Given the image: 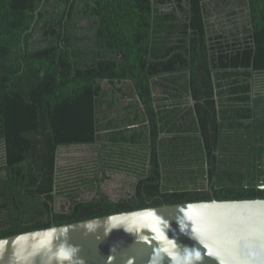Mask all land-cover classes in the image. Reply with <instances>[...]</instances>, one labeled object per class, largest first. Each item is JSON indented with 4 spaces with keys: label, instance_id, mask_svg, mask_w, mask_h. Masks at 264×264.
<instances>
[{
    "label": "trees",
    "instance_id": "trees-1",
    "mask_svg": "<svg viewBox=\"0 0 264 264\" xmlns=\"http://www.w3.org/2000/svg\"><path fill=\"white\" fill-rule=\"evenodd\" d=\"M42 1L0 0V238L264 198V0H45L36 18ZM215 14L234 26L219 34ZM73 145L98 153L77 183L91 198L61 182ZM107 170L135 175L133 192L112 199Z\"/></svg>",
    "mask_w": 264,
    "mask_h": 264
},
{
    "label": "water",
    "instance_id": "water-1",
    "mask_svg": "<svg viewBox=\"0 0 264 264\" xmlns=\"http://www.w3.org/2000/svg\"><path fill=\"white\" fill-rule=\"evenodd\" d=\"M0 264H264V198L162 204L53 224L0 238Z\"/></svg>",
    "mask_w": 264,
    "mask_h": 264
},
{
    "label": "rangeland",
    "instance_id": "rangeland-1",
    "mask_svg": "<svg viewBox=\"0 0 264 264\" xmlns=\"http://www.w3.org/2000/svg\"><path fill=\"white\" fill-rule=\"evenodd\" d=\"M241 18L237 19V24L244 21V13H241ZM217 22L221 27H233V22H229L223 14L217 16ZM97 151L90 146H68L61 147L58 152V171L61 182L67 185L71 191L76 190L78 198H91L95 195V190L88 188L87 185L77 184L84 176L92 175L95 171ZM107 177L101 184L102 189L112 199H121L129 196L133 192L135 175L123 170H107ZM80 188H77V186ZM69 198L65 195L58 197L57 206L67 205Z\"/></svg>",
    "mask_w": 264,
    "mask_h": 264
},
{
    "label": "flooded vegetation",
    "instance_id": "flooded-vegetation-1",
    "mask_svg": "<svg viewBox=\"0 0 264 264\" xmlns=\"http://www.w3.org/2000/svg\"><path fill=\"white\" fill-rule=\"evenodd\" d=\"M207 2H208L209 6H211V5L214 6L216 4V1H212V3H209V1H207ZM175 4H176V0H171L168 3H166L165 5H163L162 9L163 10H170V9L172 10ZM238 10H239V8H238ZM240 15H241V10H239L237 13V19L241 18ZM217 16H219V14H215L213 18L209 19V22L214 24V28H216L220 34V33H223V29H222L223 27H221L220 24L217 22V18H218ZM224 17H225V15H224ZM240 25H241V22L239 24V27L241 28ZM238 36H241V32L238 34ZM218 154H220V150H218Z\"/></svg>",
    "mask_w": 264,
    "mask_h": 264
}]
</instances>
